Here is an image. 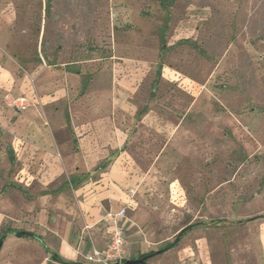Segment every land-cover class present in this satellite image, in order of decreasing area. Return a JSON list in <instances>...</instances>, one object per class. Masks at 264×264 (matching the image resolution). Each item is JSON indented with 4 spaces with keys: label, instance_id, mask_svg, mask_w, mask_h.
Wrapping results in <instances>:
<instances>
[{
    "label": "rangeland",
    "instance_id": "rangeland-1",
    "mask_svg": "<svg viewBox=\"0 0 264 264\" xmlns=\"http://www.w3.org/2000/svg\"><path fill=\"white\" fill-rule=\"evenodd\" d=\"M0 8L14 13L23 55L68 73L62 119L84 97L115 122L122 97L130 194L150 211L127 221L128 258L193 224L145 264H264V218L252 219L264 214V0H0ZM0 221L5 230L14 223L13 206L0 205ZM0 264H17L16 252Z\"/></svg>",
    "mask_w": 264,
    "mask_h": 264
},
{
    "label": "crops",
    "instance_id": "crops-1",
    "mask_svg": "<svg viewBox=\"0 0 264 264\" xmlns=\"http://www.w3.org/2000/svg\"><path fill=\"white\" fill-rule=\"evenodd\" d=\"M8 11L0 8V175L9 176L0 188V205L13 206L14 223L6 230L0 227V255L12 248L17 264H94L85 253L107 245L110 211L117 213L124 205L133 211L132 217L120 219L124 228L127 221L134 225L150 213L140 206L139 196L130 194L127 132L117 122L124 115L123 99L114 100L121 110L115 122L111 114L85 108L84 97L70 103L72 116L62 119L68 73H57L53 61L20 52V33ZM163 69L162 64L161 76ZM20 97L26 99L25 109L15 106ZM24 231L34 236L22 235ZM154 250L131 258L147 262L166 252L148 256Z\"/></svg>",
    "mask_w": 264,
    "mask_h": 264
},
{
    "label": "built area",
    "instance_id": "built-area-1",
    "mask_svg": "<svg viewBox=\"0 0 264 264\" xmlns=\"http://www.w3.org/2000/svg\"><path fill=\"white\" fill-rule=\"evenodd\" d=\"M15 105L19 109H25L27 107L25 97L16 99ZM126 216L127 209L125 208H122L117 213L110 211L107 214L112 224L109 241L105 247H94L88 252L86 255L88 261L94 264H127L130 259L126 253L127 238H125V228L120 223V219Z\"/></svg>",
    "mask_w": 264,
    "mask_h": 264
},
{
    "label": "trees",
    "instance_id": "trees-1",
    "mask_svg": "<svg viewBox=\"0 0 264 264\" xmlns=\"http://www.w3.org/2000/svg\"><path fill=\"white\" fill-rule=\"evenodd\" d=\"M161 68V66L159 67V69ZM108 161H109V159L105 162V164H107L108 163ZM105 164H101L100 166H103V165H105ZM264 218V214H262V215H257V216H255L254 218H252V219H255V218ZM191 228V226L190 227H186V228H184L181 232H180V234L173 240V241H171V242H169V244H167L166 246H164L161 250H154V252H151V253H149L148 254V256H154L156 253H159V252H162V251H166V250H168L170 247H173V246H176L177 244H179V242L181 241V236L183 235V233L185 232V231H187L188 229H190ZM21 234L23 235V234H25V235H30V236H34V235H32L31 233H29V232H27V231H24V232H21ZM4 235V234H3ZM3 235H2V237H3ZM1 237V238H2ZM2 240V239H1ZM147 255V254H146Z\"/></svg>",
    "mask_w": 264,
    "mask_h": 264
},
{
    "label": "water",
    "instance_id": "water-1",
    "mask_svg": "<svg viewBox=\"0 0 264 264\" xmlns=\"http://www.w3.org/2000/svg\"><path fill=\"white\" fill-rule=\"evenodd\" d=\"M2 244H3V242L1 241L0 248H1ZM144 263H146V258H140V259H137V260L129 259L127 261V264H144Z\"/></svg>",
    "mask_w": 264,
    "mask_h": 264
}]
</instances>
